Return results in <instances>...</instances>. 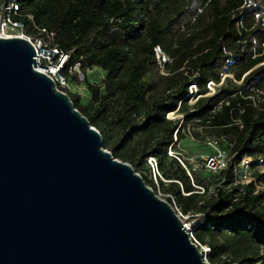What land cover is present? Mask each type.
Instances as JSON below:
<instances>
[{
    "label": "trees",
    "instance_id": "trees-1",
    "mask_svg": "<svg viewBox=\"0 0 264 264\" xmlns=\"http://www.w3.org/2000/svg\"><path fill=\"white\" fill-rule=\"evenodd\" d=\"M17 2L16 19L26 33L34 34L33 26L46 29L70 54L68 66L79 63L91 100L83 105L79 94L67 95L100 135L104 128L117 129V142L103 148L134 168L154 156L168 181L167 194L180 210L203 214L194 236L201 244L209 239L206 261L214 264L228 250L231 260L219 264H264V205L254 187L234 184L232 163L217 175L195 171L190 179L167 156L174 133L180 142L189 126L195 138L199 129L225 138L237 160L246 155L254 164L259 158L264 161V0ZM155 46L172 59L165 75L157 66ZM92 69L104 73L97 86L87 81ZM71 81L81 84L77 74ZM210 81L221 86L214 95L204 96ZM191 83L201 96L192 105L182 100ZM178 104L183 115L179 128L178 120L165 118ZM139 134L149 140L136 154V163L121 151ZM210 176L217 178L216 184ZM141 177L155 190L152 181ZM258 178L264 183V175ZM194 185L205 190L211 186L212 194L201 202Z\"/></svg>",
    "mask_w": 264,
    "mask_h": 264
},
{
    "label": "water",
    "instance_id": "water-1",
    "mask_svg": "<svg viewBox=\"0 0 264 264\" xmlns=\"http://www.w3.org/2000/svg\"><path fill=\"white\" fill-rule=\"evenodd\" d=\"M35 57L0 37V264H209Z\"/></svg>",
    "mask_w": 264,
    "mask_h": 264
},
{
    "label": "built area",
    "instance_id": "built-area-1",
    "mask_svg": "<svg viewBox=\"0 0 264 264\" xmlns=\"http://www.w3.org/2000/svg\"><path fill=\"white\" fill-rule=\"evenodd\" d=\"M19 12V5L17 0H6L0 8V37L2 38H21L30 43L35 51L36 71L46 75L50 78L56 88L64 93L71 89V78L74 74H77L79 81L83 79V75L80 73L79 63H73L68 66L70 54L63 51L57 43L54 41V34L48 32L46 29L33 26L35 33L29 34L25 32L24 23L16 19ZM31 21V16H28ZM153 54L159 68L160 74L165 75V65L170 64L172 59L168 57L159 46L153 48ZM195 75L190 79L193 80ZM221 86V83L215 84L210 81L207 83V93L204 96H212L217 92V89ZM201 97L198 94V89L195 83H191L188 86V93L182 99H187L190 105L194 104L197 99ZM192 103V104H191ZM179 106L172 112H168L165 116L167 120H178V128L183 122V115L179 112ZM201 131V129H199ZM198 130V131H199ZM185 137L194 141V137L191 133V129L188 126L185 131ZM205 146L212 150L210 154H201L187 158L183 155L182 150L177 148L176 132L173 135V141L167 148V156L175 159L185 170L186 174L191 179V173L195 171L205 172L211 175H217L227 168L232 163V171L235 185H248L251 184L254 187L255 193H259L262 196V204L264 205V183L258 177L264 175V161L259 158L254 164V160L250 156H242L237 160V153H232L227 146H230L225 138L212 136L204 132L201 136ZM177 148V149H176ZM254 164V165H253ZM145 167L148 173V179L153 182L155 190L151 189L160 198H170L169 203L173 211L178 216L183 227L189 229L188 234L191 242L196 245L202 252L204 259L209 253V248L203 246L194 236V229L196 226L203 222V214L196 213H183L174 201V198L168 194L162 195L159 190V182L165 181L157 164V160L154 156H148L145 158ZM199 194H203L205 189L203 187L195 186ZM183 195H188L183 193ZM163 199V200H165Z\"/></svg>",
    "mask_w": 264,
    "mask_h": 264
},
{
    "label": "rangeland",
    "instance_id": "rangeland-1",
    "mask_svg": "<svg viewBox=\"0 0 264 264\" xmlns=\"http://www.w3.org/2000/svg\"><path fill=\"white\" fill-rule=\"evenodd\" d=\"M2 4H3V0H0V8H1ZM262 23L264 24V18L262 20ZM86 76H87L88 82L97 86L101 83V80L104 77V73L99 69H92V70L87 71ZM71 85L72 86H71L69 93L79 94L81 97V103L83 105L88 104L90 102L91 98H90L89 93L87 92V89H86L85 83L83 82V79L81 80L80 85H76L74 83H72ZM189 104H190V102H189ZM195 132L199 133V137L198 138L194 137V141H191L189 138L185 137L182 141L178 142V144H177V148L182 150L183 155L187 158L197 156V155H201V154L212 153V150L210 148H208L207 146H205V144L203 143V139L201 138V136L204 135V131H200V130L198 131L197 130ZM101 137H102V146L105 145V146L111 147L117 142V140L119 138V133H118L116 128L108 127V128H104L102 130ZM148 140H149V138L145 134H139L133 138L131 145H129L127 148H125L121 152L126 157L132 158L134 160V162L139 163L140 161L137 159L136 154L146 146ZM105 150H107V149H105ZM107 151H109V150H107ZM132 168L135 169L137 171V172L136 171L135 172L138 173L140 176H143L144 178H148V173H147V170L145 169V166L143 163H140V166L137 168H134V166ZM161 174H162L164 180L167 181L166 176L163 173H161ZM209 180L211 183H214V184L217 183V178L215 176H210ZM162 183L164 184V186L159 187V190H160V193L162 195H166L168 192L166 190L167 182H162ZM211 194H212V188H211V186H209L208 190H205V192L203 194H201L200 201L204 202ZM161 199H165V198L161 197ZM208 240H209L208 237H206L205 243L203 244V246L208 247V245H207ZM230 260H231V256H230L228 250H226V251H224V253L218 258V260L214 264H219L222 261L228 262Z\"/></svg>",
    "mask_w": 264,
    "mask_h": 264
},
{
    "label": "crops",
    "instance_id": "crops-1",
    "mask_svg": "<svg viewBox=\"0 0 264 264\" xmlns=\"http://www.w3.org/2000/svg\"><path fill=\"white\" fill-rule=\"evenodd\" d=\"M103 72V71H102Z\"/></svg>",
    "mask_w": 264,
    "mask_h": 264
}]
</instances>
